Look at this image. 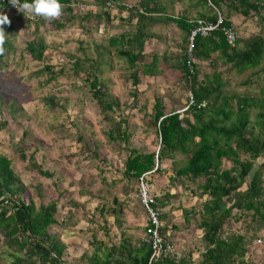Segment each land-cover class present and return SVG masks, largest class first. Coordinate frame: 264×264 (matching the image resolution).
I'll return each instance as SVG.
<instances>
[{"label": "rangeland", "instance_id": "374dc122", "mask_svg": "<svg viewBox=\"0 0 264 264\" xmlns=\"http://www.w3.org/2000/svg\"><path fill=\"white\" fill-rule=\"evenodd\" d=\"M154 1L166 5L168 9L170 2L175 0ZM118 2L120 5L132 7L138 1ZM188 2L189 0H180L177 2L178 8L174 3L173 11L168 9L167 12L176 16L183 11ZM1 5L8 11L5 14L9 16L11 25H4L6 46L0 64V156L11 160L15 173L27 188L23 195L25 199L31 198L36 206L50 202L57 204L56 224L50 228V232L66 246L63 257L65 264H85L80 257L85 253L88 256L93 254L97 248L94 246L96 242H105L108 246L112 244L111 232L114 229V220L116 224V218L122 222L126 219L127 222H131L132 228H135L136 217L127 211L124 212V208L141 207L138 180L125 177L123 165L131 149L142 153H157L159 149L157 130L149 119L152 110L149 101L153 98L160 100L162 98L166 100L165 113L176 112L185 107L189 86L179 77L177 80L169 81L164 77L160 82L148 84L147 89L140 93L127 85L128 74L123 65L124 68L119 73L122 79L118 80L119 88L116 90L110 88L107 73L111 67L115 68V60H122L124 64L126 60L118 56L117 49H113L110 56L108 55L106 47H109L107 43L109 31L121 28L122 31L119 29L110 33L118 36L119 32H131L137 27L132 24L133 19H127L126 11L119 13L117 8H113L115 3L110 6L109 14H115L116 18L120 17L123 21H118L117 25L116 23L110 25L108 24L110 21L105 17L99 23L90 17L83 22V27H80V16L103 11L95 7V0H74L73 14L77 18L75 24L65 30H53L51 21L41 17H35L29 22L17 15L9 3L8 6L3 3ZM223 13L230 14L232 27L239 39L261 32L262 25L258 16L245 18L230 11L227 6ZM261 14L264 16V10ZM100 23L106 26L101 27ZM158 33L155 40L162 46L160 49L155 48L151 55L159 56L161 60L166 56L180 58L185 52L184 42L179 40L176 52L166 51L163 46L164 41L169 39V34L163 31ZM38 37H42L47 45L44 52L46 60L41 62L32 61L25 50L27 42ZM96 38L99 39L96 41ZM175 45L174 43V47ZM126 48L124 45V50ZM151 48L154 49L152 46ZM216 56L217 54L211 55L212 58ZM84 58L99 63L97 74L99 83L105 86L110 96L116 97L122 104L119 109L115 108L112 120L125 121L122 129H126L130 135L127 145L110 140L108 133L113 129L114 121L103 120L95 101L87 91L84 76L74 77L70 70L75 59ZM142 60L140 59V62ZM144 61L147 62L146 59ZM197 62L199 80L212 78L214 72L220 74L222 97L231 95L261 97L264 90V74L251 76L252 72L248 71L237 75L228 71V67L221 61L217 62L216 70L209 62ZM45 65L52 67L53 72L62 68L64 73L48 81L50 78L48 73L37 75ZM262 67L264 58L260 68ZM138 69H141L140 65ZM179 74L181 77L180 71ZM247 81L250 83L247 84ZM163 85L167 88L163 89ZM255 121L256 114H252L249 127H252ZM254 131L257 132L259 129L255 128ZM79 139H82V143ZM21 153L26 158L25 161L21 159ZM263 162L264 155L255 161V167ZM184 164L179 155L173 160H165L155 175L148 176L147 185L155 197L167 196V206L159 209L166 216L161 221L162 226L167 229L165 238L170 239L183 254L191 256L203 251L198 249L201 248L199 242L202 233L197 228L203 201L192 195L195 185L189 181L171 180L175 169ZM29 165L37 168L30 170ZM224 166L229 167V164L225 163ZM38 170L50 174V177L41 176ZM185 186L189 190H184ZM118 206H121V211L116 217L109 210L117 209ZM120 215L122 217H119ZM143 217L146 224L145 213ZM245 219L231 230L243 233L250 222V218ZM131 234V238L137 240L140 238L142 241L144 230L138 233L133 229ZM247 234H255L261 240V244L256 243L249 247V260L253 264H264V224L261 227L252 224ZM113 240L119 242L115 237ZM8 262L9 258L0 239V264Z\"/></svg>", "mask_w": 264, "mask_h": 264}, {"label": "trees", "instance_id": "16d2710c", "mask_svg": "<svg viewBox=\"0 0 264 264\" xmlns=\"http://www.w3.org/2000/svg\"><path fill=\"white\" fill-rule=\"evenodd\" d=\"M137 1L127 11L128 20L134 17L137 19V29L131 36V43L138 44L137 56L132 55L130 49L124 50V48L117 53L121 58L128 59L131 67L143 50L144 41L150 38V35H146L143 31L144 25L153 21L150 16L157 13L154 0ZM208 1L222 13L223 7L227 6L230 11L245 18L258 16L262 29L259 34L251 37L238 38L234 46H229L220 32L208 38H198L194 51L196 59L199 62H209L214 70L217 62L221 61L228 67V71L237 75L248 71L252 72L251 76L264 74V67L260 68L264 58V16L261 14L264 10V1L235 0L233 3L227 0H196L195 5L208 8ZM24 2L31 3L32 0H20L21 4ZM73 2L74 0H60L63 14L60 18L51 21L53 30L69 29L75 24L77 16L73 14ZM114 3L116 5L113 8H117L119 12L125 11V6L120 5L118 0H95V7L103 12L80 16L79 26L83 27V22L90 17L95 18L97 23L104 17L111 20L109 11ZM4 4L8 6V3ZM139 10L143 13L139 14ZM208 10L209 15L200 13L198 18L215 21L214 10L211 7ZM16 14L31 22L23 13L16 12ZM223 15L227 21L226 26L232 27L230 14L223 13ZM170 21L182 27L186 35L184 40L186 50L191 20L187 21L182 16L177 19L172 18ZM127 36L122 35L120 39H126ZM117 40L119 38H111L110 42L114 44ZM5 46L6 42L3 47ZM25 50L32 61L46 60L44 52L47 50V45L42 37L27 42ZM212 54L217 56L212 58ZM2 55L0 54V64ZM75 60L70 69L73 76H84V84L95 101L99 114L105 121H114L112 114L115 108L119 109V100L110 96L105 86L99 83L97 75L99 63L88 58ZM154 60L156 61V58ZM177 63L181 73L180 79L187 84L184 53L177 58ZM52 70V67L45 65L37 75L46 72L50 75L48 79L50 81L64 73L62 68L57 72ZM199 76V67L196 65L195 74L191 79V90L196 103L205 101L206 108L198 110L192 107L186 113L191 115L193 119L191 122L187 117L165 113V108L156 101L150 119L157 130L158 152L142 153L136 149L129 150L123 165V175L138 180L141 175L152 171L157 163L158 169L152 174L155 175L165 160H173L179 155L185 164L175 169L171 180L189 181L195 185L192 195L203 201L197 223V228L202 233L199 242L201 248L198 249L203 251L196 255L192 254L193 256L183 254L178 262L162 259L152 264H253L249 260V247L255 244V240L259 237L247 233L251 230L252 224L257 227L264 224V162L255 167V161L264 155V90L258 98L250 95L222 97L221 77L218 72H214L212 78L206 77L203 80H199ZM252 114H256V121L252 127H249ZM124 122V120L114 121L113 129L108 136L111 141L127 145L130 135L126 130L122 131ZM255 128L259 131L255 132ZM79 141L82 143V139ZM20 157L23 161L26 160L22 153ZM225 163H228L229 167H225ZM11 164L10 159L0 156V239L4 252L9 258L8 264H65L63 257L66 246L50 232V228L56 224L57 204L50 202L36 206L31 198L25 199L23 195L27 188ZM29 167L30 170L37 168L33 165ZM38 173L46 178L50 177V174L42 170H38ZM184 190L189 188L185 186ZM155 200V207L158 210L164 206L157 197ZM114 202L118 204L116 200ZM118 212H120L119 206L112 211L115 215ZM165 217L164 213L160 212V220L163 221ZM245 218H250V222L243 233L231 230L237 223L245 221ZM165 232L166 228L162 226L164 238ZM166 240L171 243L170 240ZM101 243L96 252L90 256L86 253L81 256L85 264H148L149 262L151 248L143 241L133 246L129 239H122L117 246H111L107 253L101 250L103 245Z\"/></svg>", "mask_w": 264, "mask_h": 264}, {"label": "crops", "instance_id": "0c3cea01", "mask_svg": "<svg viewBox=\"0 0 264 264\" xmlns=\"http://www.w3.org/2000/svg\"><path fill=\"white\" fill-rule=\"evenodd\" d=\"M179 1L180 0H175V1L170 2L171 5L169 6L168 9L170 11H173L174 3H175V7L178 8L179 4L177 2H179ZM2 3L3 4L5 3L4 0H0V12L7 13L8 11L1 5ZM195 3H196V0L195 1L189 0L188 5L185 6L184 9H182L183 11H181V13L176 14V16L172 15V13L167 12L168 9H167L166 5H164V4L160 5V3H156V9H157L156 12L157 13L150 16V18H152L154 20L148 22L146 25H144L145 27L143 28L144 33L146 35H150V38H147L144 41V48H143L142 52L140 53V55H138V58H137L136 62L134 63V65L131 67V65L127 61L128 59L127 60L125 59L126 64H124L122 60H120V61L115 60V68L111 67V69L107 73L108 78H109L108 84L110 85L111 89L114 88V90H116L117 87L119 88L118 85H119L120 81H118V80H122V79H120L119 73L121 72V69L124 67L126 68L125 72L128 74V75H126L127 85H129V87L133 88L134 90L136 89L140 93L144 92L147 89L148 84L153 83L154 81L160 82L163 80L164 77H166V81H169L170 79L177 80V77L180 78V74H179V71L177 69L178 68L177 58H175V56H166V58H163V60H161V58H159V56L157 57L156 55H151V54L153 53L152 51H155V48L160 49V47L162 46V44H160L159 42L156 43V40H155L156 34L157 35L159 34L158 31H161V32L163 31V33H166L167 35L169 34L168 35L169 39L164 41L165 44L163 46V48L166 51H171L172 53L174 51L176 52V49H178V47H179V45H178L179 40L181 39L182 42H184L186 35L182 31V29H181L182 27H178L176 24H174L172 21H170V19H172V18L177 19V18H180L183 16L186 18L187 21H190V20L198 18L197 16H199L200 13H202L204 15H209L210 11L207 8L197 7L195 5ZM224 9H225V7H223V10ZM119 13H123V11L119 12ZM161 17H164V18H161ZM110 18H111V20H109L110 22L108 23L110 25L115 24V23H116L115 25H117L118 21L121 22V20H122L120 17L116 18L115 14L110 15ZM132 24H134L136 27L137 19L133 18ZM158 24L161 26H156ZM99 26L104 27L106 25H102V23H100ZM119 29L121 30V28H119ZM136 29H137V27L131 32H126V33L119 32V34H117L118 36H114L113 34L112 35L110 34L114 31H118V30H116V29L114 31L110 30L109 34L107 36V43H108L109 47H106L107 51H108V55L110 56V53L113 52V49L114 50L117 49V53H118L119 52L118 50L124 48V45H125L127 47L126 50L130 49V52H132V55L137 56V52L139 49L138 44H136V43L132 44L131 43L132 42L131 36H133V34H135ZM121 34L122 35L126 34L128 36L126 39L121 40L120 39L122 36ZM111 38H119V40H117V42L113 44L112 42H110ZM98 39L99 38H96V41ZM153 42H155L156 45ZM174 43L176 44L175 47H174ZM151 46L154 47V49H152ZM154 58H156V61L154 60ZM121 59H123V58H121ZM140 59H143V60L140 62ZM144 59H146L147 62H145ZM106 63H107V61H106ZM154 63H155V65H154ZM123 65H124V67H123ZM139 65L141 67L140 70L138 69ZM162 88L164 89L167 87H165L163 85ZM142 96L144 97V95H142ZM132 99L134 100L133 97H132ZM156 101H159L162 104V106L165 108L164 101H166V100H162V98H161V100L158 98H153V100L149 101V103H151L150 105L152 107V110H153V106L156 104ZM121 105L122 104H120V102H119V107ZM183 106H184V103H183ZM152 110H151V113H152ZM149 115H151V114H149ZM189 116H191V115L190 114H184V117L189 118V120L191 122H193V119H191V117H189ZM150 118H151V116L149 117V119ZM122 120L123 119H119L118 121H122ZM150 121H151V119H150ZM124 130H126V129H122V131H124ZM126 133L128 134L127 130H126ZM119 144L125 145L124 143H119ZM166 197L167 196H163L161 198H158L159 201L163 202L162 203L164 205L162 207L163 209L168 204V200ZM120 209H121V206H119V210ZM124 210H125L124 212L127 211L129 214H131V215L134 214V216L136 217V223L134 224L135 228H132L131 222H129V221L127 222L126 219L123 220V222H122L121 220H119V218H116L118 221L116 220V224H114L115 223V220H114V223H113L114 229L111 232L113 234L111 236L112 240H110V242L112 244L110 246H108L105 242L101 243V244H103L101 246V250L104 253L109 252V250L111 249V246H113V245L117 246L119 244L120 240H122V239H129L130 244L133 246H137L139 241H140V238H139V240H137L134 237L131 238V235H132L131 232L133 229H135V231L137 230L138 233L143 232V230H144L143 224H145L144 223V217H143V215H144L143 209L139 206V208H124ZM109 211L112 213V211H114V209L110 208ZM112 215L118 217L119 212L117 213V215H115L113 213H112ZM121 215L119 217H122ZM112 219L113 218L111 217V220ZM166 231H167V229H166ZM108 234H109V232H108ZM103 235H104V237L106 236L105 234H103ZM113 237H115L116 240L118 239L119 242H115L113 240ZM170 242L172 243L171 240H170ZM94 246H95V248L96 247L98 248L99 243L96 242L94 244ZM94 252H96V250ZM80 260H81V257H80Z\"/></svg>", "mask_w": 264, "mask_h": 264}, {"label": "built area", "instance_id": "2783aa9c", "mask_svg": "<svg viewBox=\"0 0 264 264\" xmlns=\"http://www.w3.org/2000/svg\"><path fill=\"white\" fill-rule=\"evenodd\" d=\"M4 2L9 3V0H4ZM227 2L235 3V0H227ZM208 5L215 12V21L202 18H196L190 21L191 27L188 31L186 40L187 46L184 52L187 67V84L189 86V91L186 96L185 107L176 112H172L169 115L178 114L180 117H183L184 114H186L192 107H196L198 110H201L206 108L207 106V103L205 101L196 103L193 92L191 90V79L192 76H194L195 74V66L198 63V60L194 55L197 39L208 38L213 36V34L220 32L225 42L229 46H234L237 42L238 36L232 27L226 26L227 21L223 13L218 10L215 6H213L210 1H208ZM130 9L131 6H125L126 12ZM13 10L19 12L15 7H13ZM138 13L142 14L143 12L142 10H139ZM34 19L35 18H31L29 20L32 21ZM157 169L158 164L156 163L152 171L141 175V177H139L138 179V193L140 204L143 207L146 217V224L144 226V237L142 241L147 243L151 248V255L148 264H152L162 259H169L178 262L183 256V252L181 250H178L173 244L169 243L162 236V223L160 220V212L155 207V196L151 193L147 185L148 176L154 174ZM256 243L261 244V240H255V244Z\"/></svg>", "mask_w": 264, "mask_h": 264}, {"label": "clouds", "instance_id": "9594fccd", "mask_svg": "<svg viewBox=\"0 0 264 264\" xmlns=\"http://www.w3.org/2000/svg\"><path fill=\"white\" fill-rule=\"evenodd\" d=\"M9 3L19 12H22L27 19L41 17L45 20L52 21L61 17L63 6L60 0H32L31 3H20V0H9ZM4 25H11L9 16L0 12V54L5 51L3 45L6 39Z\"/></svg>", "mask_w": 264, "mask_h": 264}]
</instances>
